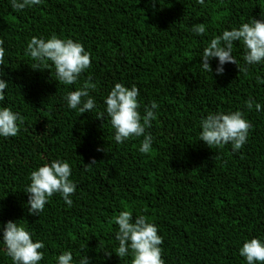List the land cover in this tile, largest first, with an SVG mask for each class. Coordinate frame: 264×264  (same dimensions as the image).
Returning <instances> with one entry per match:
<instances>
[{"label": "trees", "instance_id": "16d2710c", "mask_svg": "<svg viewBox=\"0 0 264 264\" xmlns=\"http://www.w3.org/2000/svg\"><path fill=\"white\" fill-rule=\"evenodd\" d=\"M253 18L264 19V0H155L154 6L151 0H42L22 11L0 0V78L8 82L0 108L23 117L17 136L0 137V237L11 220L44 243L38 264H57L65 251L73 264L84 255L90 264H131V255L115 254L114 217L128 210L157 226L165 264H247L243 243H264V83L258 82L264 61L246 65L239 42L233 55L246 72L227 63L217 75L216 58L206 72L200 57L212 38ZM201 23L206 31L196 35L192 27ZM52 35L81 43L91 55L75 84L59 83L50 61L47 69L31 68L28 42ZM89 77L96 106L81 114L65 96ZM116 83L139 89L141 116L158 105L146 129L153 137L148 154L139 151L143 136L114 139L105 99ZM250 98L261 110L247 108ZM235 111L252 125L240 150L200 141L203 118ZM56 159L71 166L73 203L57 193L38 216L30 215L24 192L30 173ZM0 264H13L2 238Z\"/></svg>", "mask_w": 264, "mask_h": 264}, {"label": "clouds", "instance_id": "9594fccd", "mask_svg": "<svg viewBox=\"0 0 264 264\" xmlns=\"http://www.w3.org/2000/svg\"><path fill=\"white\" fill-rule=\"evenodd\" d=\"M42 0H11V7L15 11H22L33 5L41 4ZM153 6L155 0H151ZM201 5L204 0H197ZM192 31L196 35H203L206 31L204 24L193 25ZM234 42L242 43L245 53L243 60L246 65H253L264 61V19L253 18L249 23H243L239 28L224 30L221 35L211 39L204 48L201 55V68L203 71L212 72L210 60L218 59L216 68L217 75L224 74V65L236 64L239 71H247V67L241 68L233 55ZM4 41L0 39V65L4 64L5 49ZM25 55L34 61L33 70L41 67L47 69L48 61L56 70V78L59 83L72 85L87 69L91 67V55L83 45L72 39H60L52 35L47 40L32 37L27 44ZM258 82L264 80L258 78ZM8 82L0 78V101L5 99L4 92ZM96 84L91 82V77L85 81L83 86L66 94L65 100L71 109H78L81 114L91 112L95 108V100L89 95L90 90H95ZM139 89L133 85L131 88L121 83H116L106 96V113L110 118L112 128L115 130L114 139L117 143H123L131 137H141L143 140L139 147L142 154L151 151L153 137L146 133V129L152 126L156 119L155 109L158 105L153 102L150 108L144 109V115L138 111ZM255 104L257 111L261 105L255 103L251 98L246 102L248 109ZM104 113H100L98 119H103ZM23 122L19 113H14L10 108H0V137H15L20 128L17 121ZM252 127L241 111L229 112L227 114L217 112L209 113L200 122V141L210 148L232 145V150H240L247 141L249 130ZM103 149L98 148L97 151ZM97 161L93 158L86 167H90ZM71 166L67 161L59 159L52 160L50 164H44L30 173V184L24 192L28 195V211L30 215L38 216L54 194H60L65 203L70 207L73 203L70 198L76 191L75 183L70 179ZM118 225L115 239L118 247L115 254L124 258L131 255V264H165L162 259L163 238L158 235V228L154 223L139 215L135 218L128 210L121 211L114 217ZM6 252L11 257L13 264H38L43 259L40 249L45 247L42 241L33 242L30 232L19 222L9 220L3 225L2 234ZM106 256L112 253L105 250ZM239 253L247 261V264H264V243L258 238H252L243 243ZM57 264H73L71 251H65L57 258ZM79 264H90V258L84 255Z\"/></svg>", "mask_w": 264, "mask_h": 264}]
</instances>
